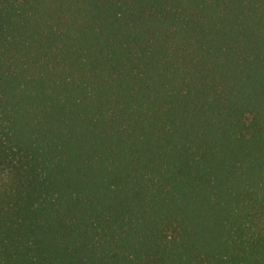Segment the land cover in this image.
I'll use <instances>...</instances> for the list:
<instances>
[{
  "label": "trees",
  "instance_id": "trees-1",
  "mask_svg": "<svg viewBox=\"0 0 264 264\" xmlns=\"http://www.w3.org/2000/svg\"><path fill=\"white\" fill-rule=\"evenodd\" d=\"M0 264H264V0H0Z\"/></svg>",
  "mask_w": 264,
  "mask_h": 264
}]
</instances>
